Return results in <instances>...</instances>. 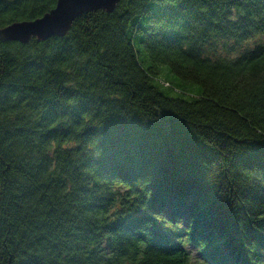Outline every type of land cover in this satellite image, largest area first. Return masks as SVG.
<instances>
[{"label": "trees", "instance_id": "16d2710c", "mask_svg": "<svg viewBox=\"0 0 264 264\" xmlns=\"http://www.w3.org/2000/svg\"><path fill=\"white\" fill-rule=\"evenodd\" d=\"M57 1L0 0V29ZM0 264H264V0L0 36Z\"/></svg>", "mask_w": 264, "mask_h": 264}, {"label": "water", "instance_id": "95a60500", "mask_svg": "<svg viewBox=\"0 0 264 264\" xmlns=\"http://www.w3.org/2000/svg\"><path fill=\"white\" fill-rule=\"evenodd\" d=\"M120 0H58L56 6L31 21H18L0 29V36L6 40L28 42L32 37L47 39L64 36L73 21L82 13L95 9L112 12Z\"/></svg>", "mask_w": 264, "mask_h": 264}, {"label": "rangeland", "instance_id": "374dc122", "mask_svg": "<svg viewBox=\"0 0 264 264\" xmlns=\"http://www.w3.org/2000/svg\"><path fill=\"white\" fill-rule=\"evenodd\" d=\"M170 79L171 80H173V81H178V80H180L177 76H175V75H171L170 76Z\"/></svg>", "mask_w": 264, "mask_h": 264}]
</instances>
